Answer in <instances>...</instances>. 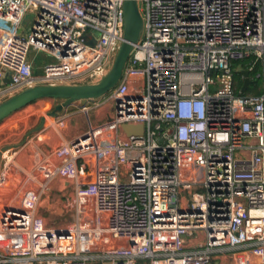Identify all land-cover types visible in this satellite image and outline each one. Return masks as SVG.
<instances>
[{
  "label": "built area",
  "instance_id": "obj_1",
  "mask_svg": "<svg viewBox=\"0 0 264 264\" xmlns=\"http://www.w3.org/2000/svg\"><path fill=\"white\" fill-rule=\"evenodd\" d=\"M123 3L0 0V102L102 80L123 41ZM138 4L143 32L120 82L82 104L85 131L60 138L32 179L45 196L59 182L71 220L47 226L37 197L0 210V264H218L221 254L264 264V0ZM32 51L52 60L37 65ZM244 61L242 93L232 64ZM106 106L93 124L91 109ZM197 234L203 244L188 247Z\"/></svg>",
  "mask_w": 264,
  "mask_h": 264
},
{
  "label": "crops",
  "instance_id": "obj_2",
  "mask_svg": "<svg viewBox=\"0 0 264 264\" xmlns=\"http://www.w3.org/2000/svg\"><path fill=\"white\" fill-rule=\"evenodd\" d=\"M38 73L39 71L35 72V74ZM76 103H80L82 106L81 102ZM107 108L108 106L98 109L92 120L93 124H99L107 119V115L110 112V108ZM80 113V110L74 113H67L65 110L62 114L58 115L57 117H62L65 120V127L62 129L54 125H48L49 117L46 120L42 115L35 118V122L30 128L28 126H20L13 130H4L3 126L5 124L3 126L0 124V171L6 160L5 155L11 161L8 179L0 188V210L4 208L23 209L32 198L37 197L39 198L36 207L37 214L45 215L49 213L58 218L60 213L63 214L60 209L62 197L59 194L61 191L59 182L49 181L48 188L52 194L45 196L42 194L37 195L40 189L36 187L32 179L36 177L38 169L41 166L40 164L46 158V155L52 152L60 138L68 140L81 135L85 131L86 122ZM57 117L52 120H55ZM42 119H45L43 124H41ZM97 119H101L100 122L98 121L99 123ZM40 177L42 180L46 179L44 175H40ZM51 202H54L53 207H50ZM66 221L58 220L46 225L64 224L67 223ZM203 242V235L197 234L192 238H188L186 244L188 247H197L203 244ZM216 262L218 264H235L234 259L229 254L218 255Z\"/></svg>",
  "mask_w": 264,
  "mask_h": 264
},
{
  "label": "water",
  "instance_id": "obj_3",
  "mask_svg": "<svg viewBox=\"0 0 264 264\" xmlns=\"http://www.w3.org/2000/svg\"><path fill=\"white\" fill-rule=\"evenodd\" d=\"M123 18V41L108 74L102 80L95 84L35 86L22 90L0 102V124L12 114L36 101L52 100L57 102L52 111L47 113L49 118H55L76 102L85 104L87 101L102 99L111 92L120 82L133 47L142 36L143 20L138 0H124ZM241 74L244 78L241 92L244 93L250 83V78L248 71H241ZM6 81L10 82L9 78ZM44 122L45 119H42L41 124ZM121 130L126 136H141L144 126L123 124Z\"/></svg>",
  "mask_w": 264,
  "mask_h": 264
},
{
  "label": "rangeland",
  "instance_id": "obj_4",
  "mask_svg": "<svg viewBox=\"0 0 264 264\" xmlns=\"http://www.w3.org/2000/svg\"><path fill=\"white\" fill-rule=\"evenodd\" d=\"M30 18L31 17H29V19ZM30 58L33 59L37 65H43V64H46L52 60L45 53H42V52L35 53L33 51L30 52ZM34 71L40 72V69L35 68ZM56 103L57 102L49 101V100H40V101L33 102V103L29 104L28 106L24 107L23 109H21L20 111H17L16 113L9 116L6 120L3 121V123H1V126H3L5 124L3 126L5 128L4 130H13L14 128H17L20 126H28L30 128L34 124L35 118L39 115L44 116V118L46 120H48L47 113L52 111V109L56 105ZM94 103H96V102L91 103L90 106L94 107ZM80 109H81L80 103H74L73 105L68 107L66 109V111H67V113H74V112L79 111ZM95 115H96V110L92 108L90 111V116H91L92 120L94 119ZM100 120L101 119H97V122L98 121L100 122ZM48 214L49 213H46L45 214L46 216L43 214L42 215L39 214L41 217H43L45 219V224H47V225H49L53 221H58V220L69 221V220H71V216H72L71 211L64 212L63 214L60 213L59 218L55 217L52 214H49V215Z\"/></svg>",
  "mask_w": 264,
  "mask_h": 264
},
{
  "label": "trees",
  "instance_id": "obj_5",
  "mask_svg": "<svg viewBox=\"0 0 264 264\" xmlns=\"http://www.w3.org/2000/svg\"><path fill=\"white\" fill-rule=\"evenodd\" d=\"M245 63L246 62L244 61V62H234L232 64V68H233V71H234V78H235V81L237 83L238 90H240L241 84H242V74H241L240 70H241L242 67L245 66ZM246 93L259 94L260 91H258L256 89H251V90H248Z\"/></svg>",
  "mask_w": 264,
  "mask_h": 264
}]
</instances>
